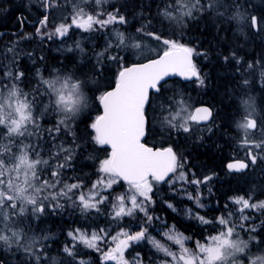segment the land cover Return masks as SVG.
Returning <instances> with one entry per match:
<instances>
[{
	"label": "snow or ice",
	"instance_id": "snow-or-ice-1",
	"mask_svg": "<svg viewBox=\"0 0 264 264\" xmlns=\"http://www.w3.org/2000/svg\"><path fill=\"white\" fill-rule=\"evenodd\" d=\"M94 2L100 6L103 0H94ZM55 3L56 0H44V7L47 9ZM216 6V0H212L210 7L215 8ZM199 7V0H195L194 3L192 0H182V2L178 0L175 7L172 10H166L163 15L169 20L179 22L181 14L191 16L192 10H199ZM173 11H176L177 15L174 16ZM70 19V24L61 23L55 26L54 31L50 33H42L41 28H37L36 33L42 38L47 36L48 39H52L54 36H66L72 27L88 32L104 30L111 24L126 22L125 17L119 15L118 12L93 11L89 13L78 5H73V14ZM231 19L240 23L250 19L251 26L259 31L255 16L249 17L237 10ZM48 22V15L39 21L42 26H46ZM148 35L157 41L161 40L160 35L154 33H148ZM117 37L119 39L117 47L127 46L122 33H117ZM162 42L167 46L162 56L148 60L146 63L123 67L118 73L115 88L99 97L103 105V115L97 116L89 125L94 130V136L91 139L97 145H110L111 152L107 158L99 162L98 179L90 182L91 188L87 192L83 191L87 187L84 179L79 176H65L68 170L75 171L76 150L81 147L76 143L75 132H72L74 147L55 144L61 132L70 129V122L75 120L81 110V100L85 98L82 92L84 82L79 80L73 82V76L62 77L59 73L52 79L41 78L39 80L40 84L47 86L44 94L49 96L50 106L60 116L53 128L45 130L53 146L59 149L57 152H52L49 159L41 156L40 151L37 150L38 144H24L22 148H18L19 156L13 152V147L19 144L16 138H27L33 135L29 131L30 127L40 131L38 119L33 115L34 108L38 107L37 100L30 98L27 93L17 87L16 83L9 85L6 95L0 94V125L6 129L4 137H0V140L7 138L9 141L7 144H0V225H3L0 227V242L9 247L15 244L18 249H23L29 260L40 264L43 248L35 246L42 245L43 241L49 237L35 235L28 237L24 229L16 225L22 224L29 217L39 219L46 212L55 214L57 210H63L66 206L73 211L79 210L82 215L86 216L90 215L93 210L98 215L102 214V208H107L108 211L104 214L117 224L125 217L142 214L143 220L137 225L139 231L131 232L121 228L116 235H111L110 231L103 227L92 230L90 235L80 228L69 231L67 235L72 243L71 245L65 244L63 251L72 261H76L78 256V252L74 250L76 244L82 243L87 248L100 252L102 261L130 264L124 258L125 250L132 243L148 239L157 251L172 258L171 264H237V254L244 253L249 246L248 241L240 239L237 228L250 232L255 231L254 228L245 229L243 222L251 219L245 214V210L264 209V201L251 202V194L247 198L244 196L229 198L234 205H239V208L235 212L228 211L226 215L217 217L215 222L221 230L210 237V243L196 241L195 251L184 246L185 240L190 238L170 235L173 229H169L164 235L180 246L179 254L170 251L148 235V228L154 219H160L149 214V208L154 203L152 199L154 185L167 183L175 189L176 180H179L196 186L198 189L200 185H207L213 179V175H206L202 179L189 180V173L183 171L188 163L186 157L178 155L172 147L154 150L141 142L148 130L149 119L146 110L151 105L150 90L158 97H162L165 91L162 82L171 74H178L185 79L195 77L199 84H204V80L192 61L194 49L175 40L163 39ZM111 46V44L108 45L109 48ZM76 47H80L79 43ZM132 47L139 48L140 45L137 43ZM8 51L11 52L12 49ZM197 55H202V53H197ZM109 58L120 60L119 56ZM225 59L228 58L225 57ZM252 67L253 65L250 64L249 68ZM0 71L4 69L0 68ZM4 76L19 82L24 73L8 70L4 71ZM244 83L247 84V81ZM35 91L40 90L37 88ZM42 99L43 97H41V102ZM165 99L168 101L167 105L162 103L160 108L168 115L163 116L161 127L168 130L169 134L172 131L192 134L190 121L199 124L212 117V110L202 107L196 109V115H191L186 119L182 118L180 122L178 118L181 117L183 109L174 113L172 109L181 105L183 101H175L171 97ZM240 105L242 115L236 123V128L242 133L239 147L245 149L246 158L229 163L227 165L229 172H243L249 167V163L257 162L259 153H264V117H257L253 97L241 99ZM207 131L211 132L212 128H207ZM257 133L259 139H254L253 136ZM29 153H32L35 159H30ZM52 160L56 163L52 164ZM191 175L195 176V173L191 172ZM174 176L176 180L173 179ZM69 180L73 182L69 183ZM121 181L127 183L128 189L113 195V186ZM187 198L193 200L198 208L204 207L199 202V194L193 196L187 193ZM168 206L172 207L171 204ZM227 207L225 205V208ZM188 212L190 217L201 224L213 223L199 213H193L191 209ZM237 215L239 223L233 220V217ZM109 239L116 242L115 247L103 251L99 244L106 243ZM250 239H255V237H250ZM138 261H140L139 253L131 264H137ZM78 264H88V262L79 259ZM162 264H168V262L164 261ZM250 264H264V256L252 259Z\"/></svg>",
	"mask_w": 264,
	"mask_h": 264
},
{
	"label": "trees",
	"instance_id": "trees-1",
	"mask_svg": "<svg viewBox=\"0 0 264 264\" xmlns=\"http://www.w3.org/2000/svg\"><path fill=\"white\" fill-rule=\"evenodd\" d=\"M173 3L175 0H132L125 5H123L124 2L118 3L114 8H120L127 14L126 17L132 19L129 27L138 24L137 26L145 27V30L165 36L173 35L171 31L167 34L165 31L174 28L172 29L175 31L174 36L181 39V43L192 47L196 50V54L202 53V55H198V60L200 61L199 73L204 80L203 85L196 86L195 78L191 81L174 78L163 83L165 91L162 97L152 93L151 105L147 108L149 124L146 141L155 146L171 145L178 155L186 157L188 163L184 166L183 171L189 173V180L202 179L208 174L213 175L212 183L201 185L205 187L201 188L202 193L208 194L202 198L207 206L205 208H198L193 200L187 198L189 192L197 195L196 186L185 184L183 181L176 182L175 189L169 187L167 183L156 185L160 191L152 197L154 203L149 208V214L160 219H154L148 228V235L152 234L154 238L161 240L163 236L157 230L158 227L160 228L157 223L161 218H164L188 236L190 240H204L207 235L217 229L209 224H201L198 220L190 217L189 209L205 218L219 217L231 211L230 197L247 196L255 188L260 189L261 194L264 193V177L259 178V181L257 179L249 181L246 177L250 172L263 175L264 161L253 164L250 171L245 174L230 173L226 169V163L229 160L246 157V151L239 147L240 132L235 124V120L242 115L240 96H255L264 106V0H216L215 8L210 7L212 0H199V10L187 20L185 25L181 26L175 24L173 20L162 21L160 11ZM237 10L249 17H257L259 31L251 26L250 19L244 23L231 19ZM4 13L5 10L0 7L2 21L6 19L3 17ZM73 31L71 37L75 39L78 37V33L76 30ZM103 35L102 33L96 34L95 42L89 41L86 43V47L70 48L69 51L57 48L56 42L59 43V39L56 36L53 37L51 51L45 50L44 47L36 51L20 48L12 49L9 52L6 47V49L0 50V68H3L4 71L11 68L14 71L23 72L24 76L21 80L14 82L30 98H35L38 105L37 108H34V112L39 122L40 131L30 127L29 131L33 133L31 137L16 138L19 141V144L13 147L16 156L20 154L18 148H22L24 144H38L37 150L40 151L44 159H49L52 152L59 151L53 146V142L45 130L53 128L60 116L50 105L47 106L49 96L44 94L47 86L40 84L39 80L41 78L52 79L59 73L62 77L73 76V82L76 80L84 82L83 88L89 97V104L81 107L75 120L70 122V129L62 131L55 140V144L74 147L72 132H75L76 143L81 147L76 150L75 171L68 170L65 176H79L84 179L87 185L83 189L85 192L91 188L90 182L98 179L99 162L107 158L111 152L106 146L97 145L91 139L94 136V130L89 125L94 120L93 114L100 113L101 110L96 95L103 88L108 89L115 84L114 77L121 70L120 67L139 62L131 59L128 54L123 60H112L109 58L112 57V52L105 53L102 58H98L93 48L103 45ZM6 52L7 54L3 56ZM118 53H122V51L117 49L114 55ZM225 57L228 59L226 60ZM11 58L14 63L10 62ZM4 61L9 63H3ZM250 64L253 65L252 68H249ZM4 71H0V73L4 74ZM107 79L110 80V83L104 85L103 81ZM244 81H247V84ZM171 86L185 91V93L200 90L202 94V97L199 98L200 104L207 103L215 108V116L211 124L208 126L196 125L199 131L202 130V133L193 131L192 134H189L172 131L169 134V131L165 132V129L157 128L155 125L154 118L159 113L160 105L167 104L168 101L165 98L173 97L177 93L172 92ZM37 88H39V92L35 91ZM41 97H43L42 102ZM46 107L47 111H45ZM209 127L212 128L211 132L207 131ZM5 132L4 126L0 125V137H4ZM8 142L7 138L0 140V144ZM29 155L31 159H35L32 153ZM51 163L55 164L56 161L52 160ZM191 172H194L195 176H192ZM68 182L73 181L69 180ZM122 184H125L124 187L127 185L126 182H122ZM210 186L212 187L211 191L206 190ZM124 187L115 188L113 193L115 195L122 193ZM168 202L173 204V208L167 205ZM225 205L228 207L225 208ZM107 211V208H102V214L98 215L93 210L90 215L86 216L82 215L79 210L73 211L66 206L63 210H57L55 214L46 212L39 219L30 218L24 222L23 227L24 230H42L47 235L56 234L49 242L52 244L51 249L47 251V254L51 256V263L57 261L56 257L59 256L62 260L58 264H78L79 259L87 261L88 264H110L101 260L99 252L87 248L82 243H77L74 249L78 252L76 261H72L70 257L65 258L63 251L65 244L71 245L72 243L67 233L76 228L91 233L92 230L103 227L112 235V224L113 231H119L121 228L134 230L139 229L137 225L143 220L142 214H137L135 217H125L117 224L104 214ZM149 245L151 243L136 246L131 255L141 253L145 263L157 262V257L160 255L155 253L159 252L151 250ZM45 257L47 256L44 255L42 260L46 259ZM10 259H12L10 251L1 247L0 264H7L12 261Z\"/></svg>",
	"mask_w": 264,
	"mask_h": 264
},
{
	"label": "rangeland",
	"instance_id": "rangeland-1",
	"mask_svg": "<svg viewBox=\"0 0 264 264\" xmlns=\"http://www.w3.org/2000/svg\"><path fill=\"white\" fill-rule=\"evenodd\" d=\"M131 1L132 0H122V1L121 0H103L102 5L97 6L95 4L94 0H67V2L63 1V3L60 0H56V3L52 6L53 11L55 12V15H53V19L55 21H58L59 24H61V23L70 24L71 23L70 17L73 14V5H78L79 7L83 8L85 12H89V13H91L93 11H103L105 13H107V12H113V13L118 12L119 15H123L125 17V20H126V22L123 23V24H120V23L111 24L106 29L98 30V31H88V32H86V31L77 29L75 27H72V28L69 29V32L66 35L67 37L64 36V38H67V39L64 40V38H63V40H60V42L58 43V45H59L58 48H60L62 50L69 51L68 49H70V48L74 49L76 47L77 43H79L80 47L81 46H85L86 47V43L87 42H89V41L90 42H95L94 38H95L96 34H101L102 33V34H104L103 35L104 39H102V44L103 45H101V47H97L96 46V47L93 48V50L96 51L95 54H96V56L98 58H102L105 53H109V52L111 53L112 52V56H119L121 60H123V58L125 59L126 58V54H128L131 59L136 60V61H142V60L149 59L150 57H155V56L161 54L163 51L167 50V46L164 45L163 42H162L163 39L175 40L178 43H181V41H180L181 39H178L177 37L174 36L175 35L174 34L175 31L172 30L174 28L168 29V31H165L166 34L169 31H171L173 33V35H168V36L160 35L161 36V40L157 41L152 36L148 35V33H152V32H150L149 30H145V27L137 26L138 24L137 25L133 24L134 27L133 26L129 27L128 25L132 23V19L126 17L127 14H125L123 11H121V9L118 8V7L114 8V6L117 5L118 3L122 4L123 2H124L123 5H125V4H127V3L131 2ZM180 2H182V0H180ZM192 2L194 3L195 0H192ZM177 3H178V0H175V3H173V5L169 4V5L165 6L160 11L162 13V21L163 22H167L168 21L167 18L163 15V13L166 10H172ZM66 4H67V8H66ZM91 6H93V7H91ZM196 12H197V9H193L191 16H183L181 14L179 22H177L175 20H173V21L178 26L185 25L187 20L192 18L196 14ZM64 14H65V16H64ZM62 15H63L64 18H62V20H61V19H59V17L62 16ZM173 15L174 16L177 15V12L173 11ZM258 27H259V23H258ZM138 29H140L141 31H137ZM73 30H76L77 33H78V37L75 38V39H73L71 37V36H73L72 34L74 33ZM117 33H122L123 34L124 43L127 46H123L122 45L120 47H117V45L119 44V39L117 37ZM156 35H159V34H156ZM137 43L140 45L139 48L132 47L133 44H137ZM109 44L112 45L110 48L108 47ZM80 47H76V48H80ZM117 49L122 51V53H118V54L114 55V52ZM101 53L103 55H99ZM6 54H7V52L4 53L3 56L6 55ZM6 62L7 61H4L3 63H6ZM10 62L14 63L13 58L10 59ZM7 63H9V62H7ZM120 69L122 70V67H120ZM7 70H13V69L10 68V69H7ZM197 70H198V68H197ZM117 76H118V74H117ZM117 76L115 75L114 82H116ZM7 79L8 78H6L4 76V74L0 73V94L6 95L9 85H11L12 83H15L14 81H12L10 79L7 80ZM194 80H196V83H195L196 86L201 85V84H199V82L197 81L196 78ZM108 83H110L109 79L103 81L104 85H106ZM17 87H18V85H17ZM168 89H170V87H168ZM171 89L173 90L172 92H177L176 93L177 96L175 94V96H173L171 98H173L175 101H183V103L181 105H178L177 107H174L172 109L173 113L175 111H177V110H180L181 108L183 109V111H181V117L178 118V121L182 122V118L186 119L187 117L195 114L196 107H197L198 104H200L199 98L202 97V94L200 93V90H195L194 92L190 91L189 93H185V91H182L180 89L178 90V88H174V86H171ZM105 90H106V88H103V90L99 91V93H97V95H96L97 96V100H98L99 103H100L99 97L104 94ZM82 92H83L85 98L81 100L80 107L83 108L85 105L89 104V102H88V98L89 97L87 96V92L85 91L84 88H82ZM249 96H251V95L240 96L239 100L247 99ZM251 97H253L254 100H255V108H256L257 117L258 118L259 117H264V106H263V104L258 100L257 97L256 98H255V96H251ZM49 105L50 104H49V101H48L47 102V106H49ZM165 105H167V104H165ZM100 114H101V110H100V113L93 114V116H94L93 119L95 120V118L97 116H99ZM33 115L35 116L34 110H33ZM167 115H168V113L167 112H163L162 109L160 108L158 115L154 118V123L157 126V128L161 127V121L163 119V116H167ZM240 118H241V115L235 120V124L237 123V121L240 120ZM94 120H93V122H94ZM189 123H190V125H191V127H192L194 132L202 133L201 132L202 130L199 131V128H197V126H199L198 124H196L195 122H191V121ZM167 131L168 130L165 129V132H167ZM241 136H242V133L240 132L239 140H240ZM19 138H24V137H19ZM253 138L254 139H259V134L257 133L256 135L253 136ZM242 149L243 148H241V150ZM30 159H31V157H30ZM263 161H264V153H259L256 163L258 164V163L263 162ZM208 175H211V174H208ZM246 177H248L249 181H251L252 179H257L259 181V178L261 179L262 177H264V174L262 175V174H256L255 172L254 173L250 172L249 175H247ZM173 179L176 180V177H173ZM212 180L210 181L211 183H212ZM122 182H124V181H121L118 185H114L113 186L114 190H115V188H117L119 186L124 187L125 184H122ZM176 182H181V181L176 180ZM169 187H172V186L169 185ZM212 187H213V185H212ZM212 187L210 186V187L206 188V190L209 191V189L212 188ZM201 188H205V187L200 185L198 189L196 188V192H197V195L199 194V196H200L199 202L201 204H203L204 205L203 208H205L207 206H205L206 203H204L202 201V198H205L204 196H206L208 194L205 193V192L202 193ZM127 189H128V185H126V187H124V191L123 192H125ZM159 191H160V189L158 188V186L154 185L152 197L155 195V193H157ZM191 194L193 196H196V194H193V193H191ZM251 195H252V201L251 202H253L254 200H253L252 192H251ZM240 196H244V195H240ZM233 197H236V196H233ZM244 197L247 198L248 196H244ZM229 202L231 203V211L232 210L234 211V210L239 208V205H234L230 199H229ZM169 204H170V202L167 203V205H169ZM172 206H173V204H172ZM245 214L248 215V213H245ZM30 218L31 217L25 219L22 224L16 225V227H21V228L24 229V227H23L24 222L29 220ZM216 218L217 217L206 218V219L213 221V223H211L209 225H211L213 228H216L217 231H212V233L207 235V237L204 238V240H195V239H191L190 240V239H186L184 246L186 248L192 250V251H195L196 250V241H199L200 243H205V244L210 243V237L212 235L218 234V232L221 230L220 226L215 222ZM233 220L235 222H237V223L240 222L238 220V215L234 216ZM246 222L247 221L243 222L245 224V229H250V228H254L255 229L256 228V226L254 224H248L247 225ZM157 224H159V226H160V228L158 227L157 230L161 233V235L163 237H161V240H160L159 238H154L152 236V234L149 235V236L151 238H154L162 246L167 247L170 251L179 254L180 253V246L175 244L174 241L169 240L168 237H166L164 235V233L168 232L169 229H173V231L170 233V235H182L183 237H186V238H188V236H186L184 233H182L177 228H175V226L173 224L168 223L166 221V219H164V218H161V220L158 221ZM0 227H3V225H0ZM110 228H108V229H110ZM127 230H129L131 232L139 231V229L132 230L131 228L127 229ZM24 231L27 233L28 237H31L33 235H35V236H48L49 237L47 240L43 241L42 245L41 244H37L35 246L36 248H41V247L43 248L42 257L44 255L47 256V257H45L46 259H43V260L41 259L40 264H58V263L61 262L62 259L59 256H57L56 257L57 261H55V262L52 261V263H51V259H50L51 256H50V254H47V251H49L51 249L50 247H52L51 246L52 244H49V242H51L50 240H52V238L55 237L56 234L47 235L42 230H38V231H36V230H24ZM119 231H113V224H112V235H116V233L119 232ZM237 231L240 234V239H243V240H246V241L249 242V246L245 250V252L237 254V257H236L237 264H250V261L257 257L256 254L254 255V253L257 252V251L253 250V245L252 244L255 241L259 242V240H257L256 235L252 234L253 232H250V231L246 230L245 232L249 234V236H247L244 233V230H241V229L237 228ZM8 234H10V233H8ZM89 235H90V233H89ZM250 237H255V239H250ZM115 243L116 242H112L109 239L106 243L99 244V246L103 249V251H108L109 248H114L115 247ZM146 243H150V241L148 239H145V240H142L140 242L132 243L130 245V247L128 249H126L125 252H124L125 260L129 261L130 264H131V261H133V259L137 255V254L135 255V253H133L134 255L132 254L133 255L132 256L131 255L132 250L136 246H138L140 244H144L145 245ZM1 247H4V248H6L7 250L10 251V254H11V257H12V259H10V260H12V261L7 263V264H35L34 261L29 260V258L24 254L23 249L22 248L18 249L15 244H13L11 247H9V246L3 244L2 242H0V248ZM149 248L151 250L154 249L153 250L154 252L157 251V249L152 244L149 245ZM129 252H130V255H129ZM158 252L159 253H155V254L160 255V257H157V259H158L157 262H155L153 264H162V262H164V261H167L168 264H171V262H172V258L171 257L165 256V254L163 252H160V251H158ZM101 255L102 254L100 253V256ZM64 256H65V258L68 257L66 253H65ZM139 256H140V261H138L137 264H140L141 261H142V264H148V263H145L144 260L142 259L141 253H139ZM261 256H264V255H261ZM44 260H46V261H44ZM107 262L110 263V264H116L115 261H107Z\"/></svg>",
	"mask_w": 264,
	"mask_h": 264
},
{
	"label": "flooded vegetation",
	"instance_id": "flooded-vegetation-1",
	"mask_svg": "<svg viewBox=\"0 0 264 264\" xmlns=\"http://www.w3.org/2000/svg\"><path fill=\"white\" fill-rule=\"evenodd\" d=\"M60 1L62 3L63 1L67 2V0H60ZM0 7L1 9L5 10L3 17L6 18L4 19V21H2L3 18H1L0 16V50H4L6 48L13 49V50L24 48V49L36 51L42 47H44L45 50L47 51L52 50L53 38L48 39L47 36H44L42 38L41 35H38L36 33L37 28H41L42 33L43 32L50 33L54 31L55 26L59 25L58 21H55L53 19V15H55L53 8L49 7L46 9L44 7V0H0ZM66 8H67V4H66ZM45 15H48L49 22L46 26H42L40 25L39 21L42 20ZM62 18H64L63 15L59 17V19L61 20ZM56 37L57 39H59L58 40L59 42L60 40H63L64 38V36L63 37L56 36ZM65 39L67 38H64V40ZM56 46L57 48L59 47L58 42H56ZM193 54H194L195 66L196 68H198V72H199L200 61L198 60L199 57L196 54V50H194ZM201 104H204V103H201ZM213 109L215 111L214 107ZM213 120L214 118L212 119L211 122H213ZM211 122L208 124L199 123L198 125L208 126L209 124H211ZM168 146H171V145H168ZM236 158L245 159L246 157H236ZM227 163H226V169H227ZM252 165L253 164L250 163L249 169L245 172H230V173H237V174L248 173L250 169L252 168ZM251 192L253 194V198H255L253 202L264 201V193L261 194L262 192L260 189L258 188L252 189V191H250L249 194H251ZM235 211L236 210H234L233 212ZM245 213H248V215L251 217V219L246 222L247 225L254 224L256 226L255 231L252 234L256 235V238L257 240H259V242L255 241L252 244L253 250L257 251L254 253V255L256 254L257 257L258 255L259 256L264 255V209L256 210V209L250 208V209L245 210ZM245 231L246 230H244V233L247 236H249V234L246 233ZM2 264H5V263H2Z\"/></svg>",
	"mask_w": 264,
	"mask_h": 264
},
{
	"label": "water",
	"instance_id": "water-1",
	"mask_svg": "<svg viewBox=\"0 0 264 264\" xmlns=\"http://www.w3.org/2000/svg\"><path fill=\"white\" fill-rule=\"evenodd\" d=\"M257 21H258V20H257ZM162 55H163V53L159 54V55L156 56V57H152V58H150V59H147V60H145V61L134 62V63H132V64H136V63H146L148 60H151V59H158V58H159L160 56H162ZM192 61H193V63H194V56H192ZM132 64H129V65L125 66V67L131 66ZM122 69H123V68H122ZM176 77H178V78H180V79H182V80H184V81H189V80H191V79H185L184 77H181V76H179L178 74H171V75H169L168 77H165V80H164L162 83H165L166 81L171 80V79H174V78H176ZM115 85H116V82H115V84H114L112 87H110V88H108L107 90H105V92L113 90V89L115 88ZM105 92H104V93H105ZM152 93H153V92L150 90V93H149V95H150V99H151V95H152ZM100 105H101V114H100V115H103V105H102L101 103H100ZM202 107H207V108H210V109L212 110V117H211L208 121L201 122L202 124H208V123H210V122L212 121V119L214 118L215 111H214V109H213V107H212L211 105L206 104V103L198 105V106L196 107V109H197V108H202ZM146 111H147V110H146ZM100 115H99V116H100ZM194 115H196V110H195V114H194ZM147 116H148V115H147ZM147 135H148V130H147V134H146V136H145L144 138H142V141H141V142L144 143L146 146L153 148L154 150H155V149H164V148H167V147H172V146H155V145L149 144V143L146 141V139H147ZM104 146H106L107 148H109V149L111 150L110 145H104ZM172 148H173V147H172ZM173 150H174V148H173ZM174 151H175V150H174ZM237 160H245V159H242V158H236V159H233V160L229 161V162L227 163V165H228L229 163H233V162H235V161H237ZM246 162H247V161H246ZM249 167H250V163H249ZM249 167L246 168L243 172L247 171V170L249 169ZM228 171H229V170H228Z\"/></svg>",
	"mask_w": 264,
	"mask_h": 264
}]
</instances>
